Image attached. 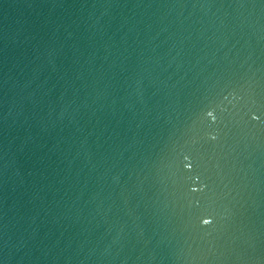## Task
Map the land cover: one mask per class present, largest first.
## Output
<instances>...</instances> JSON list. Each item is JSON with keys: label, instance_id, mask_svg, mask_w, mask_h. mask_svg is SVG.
I'll return each instance as SVG.
<instances>
[{"label": "water", "instance_id": "obj_1", "mask_svg": "<svg viewBox=\"0 0 264 264\" xmlns=\"http://www.w3.org/2000/svg\"><path fill=\"white\" fill-rule=\"evenodd\" d=\"M0 264H264V0H0Z\"/></svg>", "mask_w": 264, "mask_h": 264}]
</instances>
